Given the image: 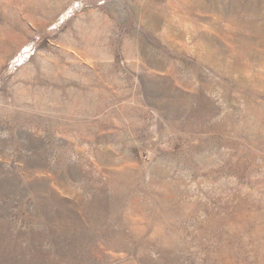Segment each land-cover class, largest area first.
Instances as JSON below:
<instances>
[{
    "label": "rangeland",
    "instance_id": "obj_1",
    "mask_svg": "<svg viewBox=\"0 0 264 264\" xmlns=\"http://www.w3.org/2000/svg\"><path fill=\"white\" fill-rule=\"evenodd\" d=\"M0 264H264V0H0Z\"/></svg>",
    "mask_w": 264,
    "mask_h": 264
}]
</instances>
